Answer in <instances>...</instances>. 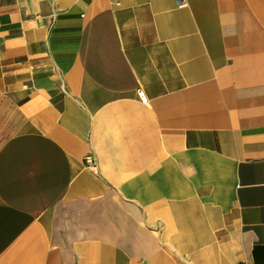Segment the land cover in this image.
Returning a JSON list of instances; mask_svg holds the SVG:
<instances>
[{"label":"crops","instance_id":"crops-1","mask_svg":"<svg viewBox=\"0 0 264 264\" xmlns=\"http://www.w3.org/2000/svg\"><path fill=\"white\" fill-rule=\"evenodd\" d=\"M0 0V264H264V0Z\"/></svg>","mask_w":264,"mask_h":264},{"label":"built area","instance_id":"built-area-1","mask_svg":"<svg viewBox=\"0 0 264 264\" xmlns=\"http://www.w3.org/2000/svg\"><path fill=\"white\" fill-rule=\"evenodd\" d=\"M178 7H186L188 5L187 0H176Z\"/></svg>","mask_w":264,"mask_h":264}]
</instances>
